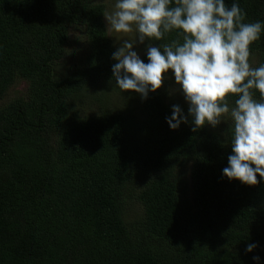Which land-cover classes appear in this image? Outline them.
<instances>
[{
    "label": "trees",
    "instance_id": "trees-1",
    "mask_svg": "<svg viewBox=\"0 0 264 264\" xmlns=\"http://www.w3.org/2000/svg\"><path fill=\"white\" fill-rule=\"evenodd\" d=\"M236 2L243 22H264V0ZM105 12L96 0H0V264H264V182L222 177L231 121L171 130L172 105L187 115V104L158 92L105 104L120 91ZM73 29L82 55L57 78ZM249 60L264 63V32ZM19 80L25 93L1 104ZM81 102L100 106L85 114Z\"/></svg>",
    "mask_w": 264,
    "mask_h": 264
},
{
    "label": "clouds",
    "instance_id": "clouds-1",
    "mask_svg": "<svg viewBox=\"0 0 264 264\" xmlns=\"http://www.w3.org/2000/svg\"><path fill=\"white\" fill-rule=\"evenodd\" d=\"M104 18L111 32L135 33L111 54L116 86L147 99L171 72L175 87L169 95L183 97L187 115L173 104L165 117L169 128L177 130L190 120L196 132L229 119L231 154L222 177L247 186L264 182V63L253 67L249 60L250 46L261 38L264 22H243L245 13L236 0L230 6L225 0H115ZM173 30L182 41L153 43ZM146 42L147 62L135 50ZM256 247L249 243L245 250L250 253ZM253 260L259 264L260 257Z\"/></svg>",
    "mask_w": 264,
    "mask_h": 264
},
{
    "label": "rangeland",
    "instance_id": "rangeland-1",
    "mask_svg": "<svg viewBox=\"0 0 264 264\" xmlns=\"http://www.w3.org/2000/svg\"><path fill=\"white\" fill-rule=\"evenodd\" d=\"M98 3H102L106 6V11H111L114 8L115 0H96ZM104 22L107 28V33L109 37L112 40V43L114 44L115 47L118 46V43H120L123 39H134L135 38V33H129V34H116L114 32H111L108 30L107 27V22L104 18ZM83 42L82 37L80 34L77 32L76 29H73L69 33V40L66 44L65 47V54L63 58L57 62L54 65V75L57 78H62L64 77L68 72L72 70V67L75 66L79 62V58L82 55V50H83ZM144 45H137L136 51L138 54L141 56V54H144ZM252 65L254 63H251ZM169 80L166 81L161 89H159L157 92L162 94V96L165 98V101L167 102H181L185 103L183 100V97L180 94H174V95H169V90L175 87V82L174 78L172 77L171 72L169 73ZM26 86L27 84L21 80L16 81L12 87L9 89L7 95L5 96L4 100L1 102V104L6 103L7 101L16 98L22 94L25 93L26 91ZM107 91H109V96L107 100L105 99V104L110 108H116L119 105L122 104L123 100L125 98V93L123 91H118L117 93H114L115 91L113 89L108 88ZM106 91V92H107ZM81 95L85 98L87 104L91 103L92 96L95 95L94 90L89 87V89H85ZM86 103L81 102V107L83 113H91L92 111H95L96 106L99 107L100 105L97 103L96 105H87ZM229 120L227 118L224 119ZM133 209H137L136 203H135V208L132 206Z\"/></svg>",
    "mask_w": 264,
    "mask_h": 264
}]
</instances>
